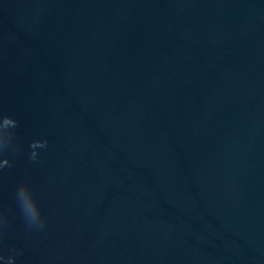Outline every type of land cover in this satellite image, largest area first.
I'll return each instance as SVG.
<instances>
[{
	"label": "water",
	"instance_id": "95a60500",
	"mask_svg": "<svg viewBox=\"0 0 264 264\" xmlns=\"http://www.w3.org/2000/svg\"><path fill=\"white\" fill-rule=\"evenodd\" d=\"M0 112V264H264V0H0Z\"/></svg>",
	"mask_w": 264,
	"mask_h": 264
},
{
	"label": "clouds",
	"instance_id": "9594fccd",
	"mask_svg": "<svg viewBox=\"0 0 264 264\" xmlns=\"http://www.w3.org/2000/svg\"><path fill=\"white\" fill-rule=\"evenodd\" d=\"M19 127V122L8 114L0 112V155L11 149L12 155L15 156L21 145L16 137L15 129ZM47 141H34L30 148L35 150L38 148H46ZM31 160L37 158V152L30 153ZM12 163L8 158H3L0 162V171L5 167H11ZM15 197L22 209V215L29 226H38L43 228L45 218L42 217L41 207L38 203L34 190L28 181H21L18 185ZM8 264H14V257L10 258Z\"/></svg>",
	"mask_w": 264,
	"mask_h": 264
}]
</instances>
